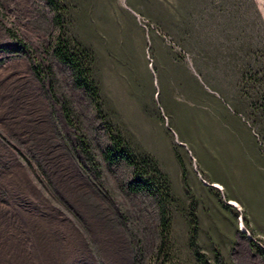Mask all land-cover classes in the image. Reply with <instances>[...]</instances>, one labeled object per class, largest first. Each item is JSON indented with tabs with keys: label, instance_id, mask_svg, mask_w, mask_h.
Returning <instances> with one entry per match:
<instances>
[{
	"label": "rangeland",
	"instance_id": "obj_1",
	"mask_svg": "<svg viewBox=\"0 0 264 264\" xmlns=\"http://www.w3.org/2000/svg\"><path fill=\"white\" fill-rule=\"evenodd\" d=\"M62 35L94 48L101 113L57 56ZM252 41L264 48V0H0V70L27 61L51 97L37 122L9 112L0 140L69 215L44 165L90 166L80 186L110 206L134 264H264L251 247L264 250V50ZM32 131L59 148L38 153L18 137ZM140 180L153 190L135 191Z\"/></svg>",
	"mask_w": 264,
	"mask_h": 264
},
{
	"label": "crops",
	"instance_id": "obj_2",
	"mask_svg": "<svg viewBox=\"0 0 264 264\" xmlns=\"http://www.w3.org/2000/svg\"><path fill=\"white\" fill-rule=\"evenodd\" d=\"M0 53H4L2 48ZM8 70L12 73L0 70V120L15 121L12 111L29 112L30 118L24 120L31 123L48 116L47 97H51L37 82L30 64L10 59ZM9 78H14L12 85ZM23 106L31 110L19 109ZM30 135L28 140L18 133L38 153H55L49 148L55 147L51 141L55 134L32 131ZM7 148L0 140V264H134L131 242L118 233L110 206L101 205L80 186L90 166L44 165L69 215L52 203L34 173ZM212 184L224 189L217 181ZM229 201L238 200L231 197Z\"/></svg>",
	"mask_w": 264,
	"mask_h": 264
},
{
	"label": "trees",
	"instance_id": "obj_3",
	"mask_svg": "<svg viewBox=\"0 0 264 264\" xmlns=\"http://www.w3.org/2000/svg\"><path fill=\"white\" fill-rule=\"evenodd\" d=\"M150 16H151V19L156 23L158 28H160L161 30H163L165 32L168 31V34H169L170 29L167 27V24L165 23V21L162 18L155 17V16L153 17L152 15H150ZM60 20H61V18H60ZM10 33L14 39H17L13 32H10ZM68 34H69V36L71 35L70 33H68ZM64 36H65V34H64ZM64 36L62 35L58 41V44L56 46V54L64 63H66L68 66H70L72 68L74 75H75V80H76L77 85L80 87H83L87 90V92L96 101V104H97L96 106L98 108V111L101 113V111H103L102 107H101V101H102L101 90L99 89L98 81H97L96 75H95L96 64L98 61V57L96 55V52L90 44L85 45L83 43H80L79 40L73 41L72 38H70L68 36L67 37H64ZM170 36H172V35L170 34ZM176 40H178V38H176ZM256 48H258L260 51L264 50V48L261 44H259L258 46H255L253 44V41L251 43L250 42L247 43L246 49L251 50V49H256ZM200 66L203 70L202 65H200ZM247 66H249V63H245V68H247ZM243 72H245V71H243ZM36 74L39 78L42 77L41 71L39 69H36ZM208 77H209V75H208ZM209 80L214 85V87H216L220 90L221 94L223 93L222 95L225 96L227 99L228 97H227L226 93L218 85H216L217 83L214 84L211 81L210 77H209ZM213 89H215V88H213ZM50 90L52 91L51 95L53 96V98H56V95H55V92L53 91L54 89L52 86L50 87ZM232 104L237 109L236 105L234 103H232ZM63 111H64L65 118H66L67 122L70 125L77 128V123H76L75 117L73 115V111L70 107V104L67 101L64 102ZM103 117L106 120L105 115H103ZM106 124L108 125V127H110V132H112V134H113L114 130L111 129L112 128L111 124L108 121H106ZM114 139H115V141H114L115 147L117 149L123 148L122 150H125V151L128 149V145H126V143L121 139V137L117 136V137H114ZM81 142L83 145L82 146L83 150L86 151V153H89L88 145L83 141H81ZM110 159H112L111 156H110ZM132 188L135 191H139V190L142 191L144 189L153 190V182L148 181V180L147 181L140 180L137 184L132 185ZM164 227H165V229H167V224L165 222H164ZM251 247L253 250L259 252L264 257V250L261 247H259L255 243H251ZM218 258H219V255H218Z\"/></svg>",
	"mask_w": 264,
	"mask_h": 264
},
{
	"label": "water",
	"instance_id": "obj_4",
	"mask_svg": "<svg viewBox=\"0 0 264 264\" xmlns=\"http://www.w3.org/2000/svg\"><path fill=\"white\" fill-rule=\"evenodd\" d=\"M214 187H216V188H219L218 186H216V185H213ZM228 204H231V205H234V203L233 202H228ZM234 206H236V205H234Z\"/></svg>",
	"mask_w": 264,
	"mask_h": 264
},
{
	"label": "bare ground",
	"instance_id": "obj_5",
	"mask_svg": "<svg viewBox=\"0 0 264 264\" xmlns=\"http://www.w3.org/2000/svg\"><path fill=\"white\" fill-rule=\"evenodd\" d=\"M233 203H234V205H236V206L238 205V203H236V202H233Z\"/></svg>",
	"mask_w": 264,
	"mask_h": 264
}]
</instances>
